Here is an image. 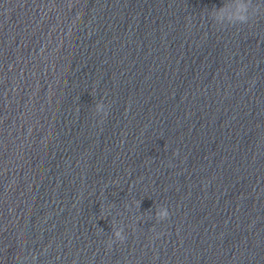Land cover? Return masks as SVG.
<instances>
[{
  "label": "clouds",
  "instance_id": "9594fccd",
  "mask_svg": "<svg viewBox=\"0 0 264 264\" xmlns=\"http://www.w3.org/2000/svg\"><path fill=\"white\" fill-rule=\"evenodd\" d=\"M252 6V0H241V2L236 5L235 11L227 16L228 24L235 25L248 23L250 19V16L248 15V9ZM225 7L226 6H222L220 8L214 9V11L217 13V16L214 17V19L218 20L221 18L220 14L224 13ZM168 216L169 212L167 208L160 212L161 219H166ZM115 237L119 241H123L125 239V237L119 231L115 233Z\"/></svg>",
  "mask_w": 264,
  "mask_h": 264
}]
</instances>
